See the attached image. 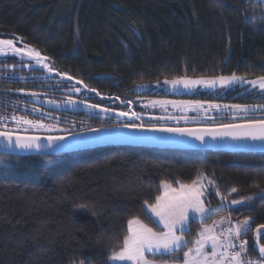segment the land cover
<instances>
[{"label":"trees","instance_id":"trees-1","mask_svg":"<svg viewBox=\"0 0 264 264\" xmlns=\"http://www.w3.org/2000/svg\"><path fill=\"white\" fill-rule=\"evenodd\" d=\"M0 32L21 38L58 72L104 97H134L137 86L177 78L264 75V7L254 0H0ZM7 65L15 63L0 62ZM226 102L264 105L251 96ZM70 119L87 128L70 134L115 126L83 113ZM204 179L212 182L206 207L245 204L191 221L187 246L203 226L229 214L251 221L244 238L249 256L260 259L253 234L264 225V154L112 147L0 155V264H112L130 219L162 231L147 207L162 196L164 182L178 188L177 181ZM187 246L148 256L156 264H181Z\"/></svg>","mask_w":264,"mask_h":264},{"label":"rangeland","instance_id":"rangeland-1","mask_svg":"<svg viewBox=\"0 0 264 264\" xmlns=\"http://www.w3.org/2000/svg\"><path fill=\"white\" fill-rule=\"evenodd\" d=\"M254 2L264 7V0H254ZM2 39L13 40L14 46L21 49L24 54H14L11 50H8L7 54L0 55V62L7 63L10 61L15 63L12 66L0 67V87L2 88L0 89V98H3V104L7 103L4 106L6 107V112H0V131H7L15 135L37 137L68 135L72 132L87 129L85 125L79 127L76 120L70 119L72 115L77 113L97 118L111 126L115 125L113 127L147 126L172 129L214 127L218 123L239 124L247 119L264 118V109L257 108V105H248L249 111L244 112L233 107L235 104L226 102L229 98L238 99L247 96H251L254 99H264V92H261L258 87H253L247 83V81L255 79L245 78L243 83L233 82L221 85L218 80L219 77L182 78L185 80H216L217 82L209 86L197 84L185 88L182 84L173 87L171 83L162 81L135 87L133 90L134 97L124 99L104 97L97 94L94 90L89 91L90 88L87 85L82 82L77 83L78 80L68 74L58 72L50 59L45 57L40 51L24 43L21 38L0 32V40ZM29 49L40 54V63H37L36 58L27 54ZM44 64L49 67H43ZM68 77L72 79H68ZM8 82H20L23 85L19 90H13L7 84ZM6 88L11 91H5L4 89ZM155 101H171L174 103L161 105L154 103ZM2 103L0 106H3ZM91 105H97V107L93 108ZM104 108H107L108 111H101ZM254 108L255 110L253 111L252 109ZM121 112L127 113V115H119ZM13 117H24L45 127L36 128L27 124L17 123ZM197 185L201 187V200L203 201L205 212L203 216L200 213L189 212V219L186 224L187 230L183 233V239L186 242L185 235L191 230V221L205 222L220 211L245 204V202L240 204L223 202L221 207L208 208L203 199L208 194L211 183L204 179L198 182ZM147 210L162 231H166L151 209L147 207ZM249 223L251 225L250 220ZM229 227H232V219L229 214H225L215 218L211 225L203 226L199 234L204 228H211L214 234L226 239L223 234ZM251 230L252 227L247 232L242 230V234H249ZM260 232L259 244H256V231L253 237L255 249L258 251L260 258L264 260L259 251V245L264 244V228H261ZM177 234L180 235L181 233L178 231ZM210 249L211 245L209 244L206 251H210ZM161 254L169 253L160 252L156 255ZM147 255L152 254L147 253ZM112 264H121V262L112 261ZM124 264H128V262H124Z\"/></svg>","mask_w":264,"mask_h":264},{"label":"snow or ice","instance_id":"snow-or-ice-1","mask_svg":"<svg viewBox=\"0 0 264 264\" xmlns=\"http://www.w3.org/2000/svg\"><path fill=\"white\" fill-rule=\"evenodd\" d=\"M11 50L14 54H21L22 50L14 46V41L11 39L0 40V55L7 54V51ZM28 55L37 59V63H40V54L29 49ZM43 67L48 68L47 64ZM51 71V69H49ZM68 79H72L68 77ZM221 85L231 84L233 82L243 83L245 77L236 76H221L218 78ZM217 81H203V80H185L177 78L173 81H165V83H171L173 87L182 84L185 88L194 86L197 84H205L206 86L214 85ZM77 83H81L77 81ZM253 87H258L261 92H264V75L258 76L255 80L247 81ZM93 91V89H89ZM161 105L166 103H174L171 101H155ZM96 108L97 105H91ZM233 107L247 112L248 106L234 105ZM257 108L264 109V105H257ZM253 111L255 110L252 109ZM101 111H108L107 108L101 109ZM119 115L126 116L127 113L121 112ZM136 116L135 113H133ZM138 118V117H137ZM17 123H23L32 127L41 128L45 127L42 124H37L34 121L27 120L24 117H13ZM164 131H174L181 135H195L197 139L203 140V134L187 131L185 129H162ZM206 134L217 135L215 132H208ZM220 134L231 136L233 139L238 138H250L251 140L264 141V120L252 121L245 124H229L224 126V131ZM0 137H4L8 144L13 142V135L7 131H0ZM64 137H49V144L63 140ZM37 137H15L16 145L21 149H40L41 145L37 142ZM178 188L172 187L168 182L163 183L164 194L163 196H157L155 204H150L148 207L153 214L158 218L159 223L163 225L166 231L157 232L147 224L143 223L138 218H133L128 221V234L124 237L122 246L119 249H113L110 259L112 261H119L121 264L128 262V264H155V259L149 258L147 253H151L153 257L157 253H174L182 247L187 246V242L183 239V233L187 230L186 224L189 219V212L200 213L203 216L205 208L203 201L201 200L202 191L201 187L197 185L196 181L192 184L179 183ZM210 183H212L210 181ZM237 189L233 188L232 192H236ZM234 204H240L242 201L234 200ZM261 228L264 225L257 226L255 231L257 233L256 244H259V237L261 235ZM251 229V225L248 219L237 223L235 228L229 227L223 234L226 239H222L221 236L214 234L213 229L204 228L199 237L194 242V247L187 246V250L183 253L182 264H264V260L251 261L245 257L247 251V241L241 239V232H245ZM181 234L178 235L177 232ZM235 240H240L238 250ZM211 245L210 251H206L208 245ZM259 251L262 257H264V244L259 245Z\"/></svg>","mask_w":264,"mask_h":264},{"label":"water","instance_id":"water-1","mask_svg":"<svg viewBox=\"0 0 264 264\" xmlns=\"http://www.w3.org/2000/svg\"><path fill=\"white\" fill-rule=\"evenodd\" d=\"M245 124V123H239ZM165 127H110L74 134L61 135L63 140L49 144V137L13 135L11 145L4 137H0V155L12 157H51L72 153L91 151L101 148L131 147L161 151H196V152H229L264 154V141L250 138L233 139L220 134L224 126L205 128H188L187 131L203 134V140L195 135H181ZM208 132L218 133L213 135ZM37 137L40 149H21L16 145L15 137Z\"/></svg>","mask_w":264,"mask_h":264},{"label":"built area","instance_id":"built-area-1","mask_svg":"<svg viewBox=\"0 0 264 264\" xmlns=\"http://www.w3.org/2000/svg\"><path fill=\"white\" fill-rule=\"evenodd\" d=\"M237 223H238L237 221H232V228H235ZM241 239L247 241V251L245 253V257L248 260H251L253 262L258 261V260H263V259H254V258H251L249 256V253H248L249 241L246 238H244V235L242 234V232H241ZM235 243L237 244V249H234V250H238V246H239L240 240H235Z\"/></svg>","mask_w":264,"mask_h":264}]
</instances>
